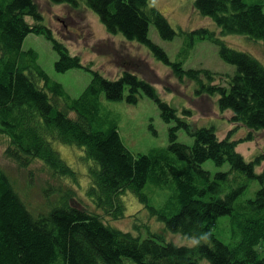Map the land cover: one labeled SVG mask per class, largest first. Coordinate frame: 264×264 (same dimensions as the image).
<instances>
[{"label": "trees", "instance_id": "trees-1", "mask_svg": "<svg viewBox=\"0 0 264 264\" xmlns=\"http://www.w3.org/2000/svg\"><path fill=\"white\" fill-rule=\"evenodd\" d=\"M79 9L82 4L100 18L107 32L146 45L159 60L183 73L182 62L171 63L166 52L149 39L154 25L164 40L179 33L149 0H49ZM83 2V3H82ZM195 7L224 35H244L264 44V0H196ZM30 34L44 36L58 55L55 69L65 73L86 69L93 79L79 98L50 78L39 55L24 50ZM183 53L194 42L208 40L219 47L220 58L236 67L226 86L215 84L214 73L190 70L198 95L218 98L220 112L233 113L232 123L251 132H264V66L248 53L230 48L208 29L180 31ZM186 58V57H185ZM206 77L208 84L200 78ZM146 94L162 119L170 124V143L148 154H133L119 134V121L105 102L136 105ZM74 115V116H72ZM184 129L194 139L178 142ZM0 133L10 142L7 155L22 166L38 160L60 178L75 177L53 142L77 146L90 163L87 196L103 215L66 205L33 215L0 169V264H264L257 247L264 243V171L257 168L264 154L247 162L236 151L240 142L220 139L214 128L192 130L177 110L156 94L152 84L126 71L110 80L73 56L44 25L35 0H0ZM230 165L212 175L202 165ZM256 184V185H254ZM148 186L170 194L160 208L149 205ZM131 193L173 233L192 239L210 233L194 248L166 242L162 235L145 240L112 227L125 217L123 196ZM229 216L232 242L215 234L216 220Z\"/></svg>", "mask_w": 264, "mask_h": 264}, {"label": "rangeland", "instance_id": "rangeland-1", "mask_svg": "<svg viewBox=\"0 0 264 264\" xmlns=\"http://www.w3.org/2000/svg\"><path fill=\"white\" fill-rule=\"evenodd\" d=\"M35 1L44 18V25L73 56L80 57L85 66H91L92 70L110 80L121 78L126 71L134 72L140 79L150 82L159 98L176 109L178 116L190 124L192 130L214 128L220 139L230 136L232 141L240 142L236 151L247 162L264 154V132H251L242 124L232 123L233 113L220 112L217 97L198 95L200 85L188 74L190 70L210 71L216 75L215 84L226 86L227 78L234 76L236 67L224 62L219 56V47L208 40L194 42L185 56V37L180 31H213L230 48L252 55L264 66V44L261 41L250 40L244 35L223 36L212 19L199 13L195 7L196 0H149L150 6L156 8L179 33L173 40H164L154 25L149 30V39L166 52L171 63L182 62L183 73L175 74L173 67L159 60L146 45L129 41L122 35L109 34L97 14L84 4L79 9H73L67 5L52 4L49 0ZM23 49L35 50L41 67L52 80L62 84L74 99L82 95L93 79L92 73L82 68L57 72L55 64L58 55L44 36L30 34ZM200 78L208 84L204 75ZM105 103L107 109L118 118L120 137L133 154H148L153 149L168 147L169 130L176 124L166 123L156 102L146 94L140 97L136 105L127 104L126 101ZM177 135L178 142L188 146L194 144V139L184 129H180ZM9 144L7 137L0 133V169L33 215L46 214L52 208L66 205L103 215L87 196L91 184L88 174L90 163L84 159L82 149L53 142L55 150L75 173V177L60 178L41 161L34 160L27 166L14 161L7 155ZM202 167L212 175L230 169L229 164L216 167L212 161H207ZM257 171H264V162ZM145 194L149 198V205L157 209L170 197L169 193L152 186L147 187ZM122 199L126 206L125 217L118 221L105 218L112 227L141 240L162 235L166 242L177 246H187L191 241L168 230L165 223L154 217L134 194L128 193ZM214 229L222 242H232L229 216L218 218ZM257 249L264 256V243ZM198 264L209 263L199 260Z\"/></svg>", "mask_w": 264, "mask_h": 264}, {"label": "clouds", "instance_id": "clouds-1", "mask_svg": "<svg viewBox=\"0 0 264 264\" xmlns=\"http://www.w3.org/2000/svg\"><path fill=\"white\" fill-rule=\"evenodd\" d=\"M210 233H204L200 238L193 237L187 246L195 247L200 244L201 241L207 242Z\"/></svg>", "mask_w": 264, "mask_h": 264}]
</instances>
